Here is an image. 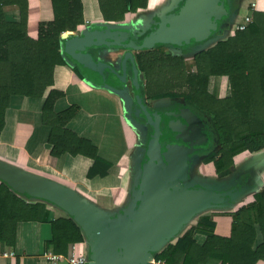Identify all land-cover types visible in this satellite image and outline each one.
<instances>
[{
	"label": "trees",
	"instance_id": "obj_1",
	"mask_svg": "<svg viewBox=\"0 0 264 264\" xmlns=\"http://www.w3.org/2000/svg\"><path fill=\"white\" fill-rule=\"evenodd\" d=\"M98 2L106 20L123 19L127 12L146 5L141 0ZM52 3L54 19L41 21L38 0H0V134L5 111L14 96H45L42 115L50 127L52 154H84L98 159L92 142L69 125L78 108H54L63 94L53 87L55 67L65 63L62 34L77 30L84 22L83 3ZM236 4V0L226 3L230 13ZM223 30L218 28L212 36ZM194 60L196 71H187L182 56L158 49L140 51L139 61L146 74L145 82L140 81V92H146L150 98L181 96L210 112L215 143L220 147L208 160L222 177L231 172L236 156L264 148V13L255 12L246 29L233 30L196 52ZM216 77L228 79L227 95L218 96L212 91ZM28 197L31 196L0 178V242L14 246L17 224L24 220L51 222L52 236L46 244L48 250L56 253L67 254L70 244L85 240L81 226L68 213L49 219L46 200L30 201ZM232 216L228 236L215 233L213 214L200 216L197 225L188 227L174 242L154 252L156 264H203L210 258L218 259L219 264H255L264 260V186L252 201L239 204ZM200 231L206 234L201 242Z\"/></svg>",
	"mask_w": 264,
	"mask_h": 264
},
{
	"label": "crops",
	"instance_id": "obj_2",
	"mask_svg": "<svg viewBox=\"0 0 264 264\" xmlns=\"http://www.w3.org/2000/svg\"><path fill=\"white\" fill-rule=\"evenodd\" d=\"M141 1H144L146 5L127 12L123 19L106 20L98 0H82L84 22L78 26L77 30L63 32L62 37L65 41L67 36L81 34L88 30L107 29L109 28L107 25H112L113 27L109 29L117 32L127 28H130L127 29L128 31L149 30L162 16L178 11L185 0ZM236 2V7L232 11L235 15L232 25L229 26V30L231 29L229 34L233 31L235 24L242 21L246 14L254 16L255 12L264 13V0H236ZM251 2L256 3L254 9L250 7ZM38 17L41 21L54 19L52 0H38ZM153 49L170 55H183L186 70L196 71L194 54L200 51L198 48L185 50L172 45H159ZM126 51L119 47L90 49L98 62L110 63L118 70ZM63 55L65 63L55 67L53 85L63 94L56 100L54 108L57 111L70 106L78 108L69 125L80 136L92 142L97 148L98 159L84 154L60 156L52 154V145L49 142L50 127L44 123L42 115L45 96H14L5 111V122L0 134V160L70 187L111 217H118L134 202V192L138 190L140 178V164L148 161L146 148L150 143V126L134 106L132 63L129 60L128 81L124 85L114 82L116 77L109 69L105 73L108 83L97 84L88 78L78 65L67 58L65 53ZM138 55L139 52L135 53V62L139 69L140 81L145 82L146 74L141 68ZM211 88L218 96L227 95L229 93L228 79L216 77L212 80ZM154 102V107L158 108L166 100L159 98ZM208 114L211 116L210 112ZM197 158L193 160L189 169L192 179L208 176L221 177L215 172L214 163L211 160L205 159L197 163ZM236 167L238 171L234 169ZM243 168L249 178L251 173L254 176L252 190L229 209L213 208L199 213L190 221L188 227L197 225L200 216L211 213L215 223V233L222 236L230 235L233 211L239 204L252 201L254 194L264 186V148L255 153L242 152L236 156L231 172L225 176L235 171L239 172ZM28 198L30 201L37 199ZM46 205L50 211L49 219L67 214L65 210L51 202L46 201ZM51 236L50 221H19L15 245L10 246L0 242V264H49L45 253L48 250L46 243ZM205 236V231L198 232L200 242ZM72 246H76L78 254L91 259L86 236L83 242L69 245L67 254H63L66 258L71 255ZM6 251L14 253L5 256ZM219 263L218 259L210 258L203 264ZM60 264H67V261L64 260ZM255 264H264V260H259Z\"/></svg>",
	"mask_w": 264,
	"mask_h": 264
},
{
	"label": "water",
	"instance_id": "obj_3",
	"mask_svg": "<svg viewBox=\"0 0 264 264\" xmlns=\"http://www.w3.org/2000/svg\"><path fill=\"white\" fill-rule=\"evenodd\" d=\"M230 1L185 0L178 11L162 16L149 30L127 28L117 32L107 25V29L67 36L63 42V54L97 84L108 83L105 73L109 69L116 77L114 82L124 85L128 81L129 60L132 63L136 102L154 133L146 148L148 161L140 164L134 202L121 215L111 217L70 187L0 160V178L13 189L47 200L75 219L88 240L93 264H151L146 261L148 255L160 251L196 215L213 208L229 209L252 190L254 176L251 173L249 178L245 168L214 179L190 177L193 160L198 157V163L208 159L213 154L215 139L200 117L178 110L172 116L179 120L173 123L167 117L164 121L165 140L177 144L164 148L159 121L140 95V75L135 62V53L159 45L202 50L210 46L211 40L215 43L223 38L235 15L226 5ZM218 28H224L223 32L212 36ZM94 47L127 50L120 70L110 63L98 62L90 52Z\"/></svg>",
	"mask_w": 264,
	"mask_h": 264
},
{
	"label": "flooded vegetation",
	"instance_id": "obj_4",
	"mask_svg": "<svg viewBox=\"0 0 264 264\" xmlns=\"http://www.w3.org/2000/svg\"><path fill=\"white\" fill-rule=\"evenodd\" d=\"M166 54H168V53H166ZM172 56H177V57L182 56L183 57V55H179V56L178 55H172ZM138 59H139V57H138ZM184 60H185V58H184ZM140 95L143 98L144 102L147 104L149 110L155 114L157 121H159L160 130L162 132L161 142H162V145L164 148H166V145H169V144H177V142H175L173 140H168V141L165 140V136H166L165 127H166L167 122L165 123L164 121L167 120V117H168V120L173 122V123L175 121L179 120V118L172 116V113H177L178 110L182 111L183 113H188L190 115L191 114L197 115L198 117H200V119L204 122L205 127H207L208 133L211 136V138L213 137L214 139H216L214 137L215 129L213 128V126H214L213 120L214 119H213L212 115L210 116L208 114L207 110L197 106L193 101L187 100L181 96L162 97V98H165L166 102L162 103L158 108H156V107H154V104H155L154 101L156 99H159V98H150V96H148L146 92L145 93L140 92ZM134 106L136 109L139 108L137 105V102H136L135 95H134ZM140 112H141L142 117H144L143 112L141 110H140ZM144 120L146 121V123H148L145 117H144ZM148 125L150 126L149 123H148ZM209 129L212 131V135H211ZM153 133H154L153 128L150 126V140H152L151 138H152ZM219 147L220 146L214 142L212 153L216 152L219 149Z\"/></svg>",
	"mask_w": 264,
	"mask_h": 264
},
{
	"label": "built area",
	"instance_id": "obj_5",
	"mask_svg": "<svg viewBox=\"0 0 264 264\" xmlns=\"http://www.w3.org/2000/svg\"><path fill=\"white\" fill-rule=\"evenodd\" d=\"M250 7L254 9L256 7V3L251 2ZM252 22L253 16H251L250 14H246L242 21L235 24L233 30H244ZM76 251V246H72L71 255L66 258L63 254L56 253L53 250H47L45 253V257L49 264H60L64 260L67 261V264H87L88 260L90 259L84 255L78 254ZM13 253V251H6L4 252V255L8 256L12 255ZM151 264H156L155 259L151 262Z\"/></svg>",
	"mask_w": 264,
	"mask_h": 264
},
{
	"label": "rangeland",
	"instance_id": "obj_6",
	"mask_svg": "<svg viewBox=\"0 0 264 264\" xmlns=\"http://www.w3.org/2000/svg\"><path fill=\"white\" fill-rule=\"evenodd\" d=\"M231 31V29L229 30V28H228V31H227V34H229V32ZM225 37V36H224ZM141 41V40H140ZM210 43V45H212L213 43H212V40H211V42H209ZM185 50H187V48H184ZM228 90H229V88H228ZM136 111H138L139 113H141L140 112V110H139V108L138 109H136ZM209 131H210V133H211V135H212V131L209 129ZM174 145V144H173ZM214 146V145H213ZM212 146V147H213ZM166 147H167V145H166ZM203 148H205V147H203ZM209 168H210V166H209ZM237 171H238V168L236 167L235 168ZM237 171H235V172H237ZM238 173V172H237ZM209 178H211V179H214V178H220L219 176H208ZM204 184H207L208 182L207 181H202ZM47 201V200H46ZM188 228V226L186 227V228H184L183 230H181L180 232H179V234L175 237V238H173V240H171L170 242H173V241H175L176 240V238H178V236H180L186 229ZM86 254H87V252H86ZM88 255V254H87ZM152 259H153V256H152Z\"/></svg>",
	"mask_w": 264,
	"mask_h": 264
},
{
	"label": "bare ground",
	"instance_id": "obj_7",
	"mask_svg": "<svg viewBox=\"0 0 264 264\" xmlns=\"http://www.w3.org/2000/svg\"><path fill=\"white\" fill-rule=\"evenodd\" d=\"M153 260H154V258L152 259V254H149L146 261L152 262ZM87 264H93V261L90 259V260H88Z\"/></svg>",
	"mask_w": 264,
	"mask_h": 264
}]
</instances>
